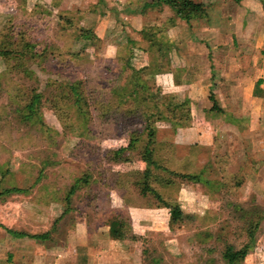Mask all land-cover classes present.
Segmentation results:
<instances>
[{"label": "rangeland", "instance_id": "374dc122", "mask_svg": "<svg viewBox=\"0 0 264 264\" xmlns=\"http://www.w3.org/2000/svg\"><path fill=\"white\" fill-rule=\"evenodd\" d=\"M84 1L0 0V191H8L0 195V255L7 229H52L57 242L76 214L87 215L89 222L96 218L98 224L121 214L125 237L136 240L143 264H228L226 246L240 249L250 217L264 213V180L247 178L259 164L240 168L226 163L230 149L237 154L239 146L224 143L220 150L221 135L213 136L214 144L203 137L202 147L179 143L173 136L178 129L189 141L192 128L217 130L212 124L219 125L223 113L212 110L218 120L208 124L204 107L208 88L222 97L216 83L181 85L176 93L151 84L127 67L129 51L108 56L105 45L113 38H97L106 34L107 22L86 24L90 19L83 18ZM138 9L131 18H157ZM186 39L184 35L187 50ZM147 46L154 54L161 48L155 41ZM155 58L161 68L163 60ZM180 74L190 80L205 77ZM133 79L145 88L135 87ZM209 79L220 77L211 74ZM72 86L85 114L76 111ZM34 93L38 100L30 108ZM147 118L155 127L151 146L156 166L149 165L145 184L169 206L182 209V217L170 224L169 208L157 206L160 200L151 191L140 190ZM131 137H136L133 145ZM73 183L74 193L65 204ZM156 207L162 208L151 209ZM129 208H136L133 219ZM254 234V247L235 264H264V218Z\"/></svg>", "mask_w": 264, "mask_h": 264}, {"label": "crops", "instance_id": "0c3cea01", "mask_svg": "<svg viewBox=\"0 0 264 264\" xmlns=\"http://www.w3.org/2000/svg\"><path fill=\"white\" fill-rule=\"evenodd\" d=\"M195 1L204 3L206 15L193 17L189 22L178 17L175 11L161 0H156L161 5L158 9L155 8V0H124V5L120 0H85L87 5L83 7L85 9L83 18H89L86 24L90 23L92 26L101 24L105 19L106 34L97 35V38L108 39L107 35L110 39L113 38L110 44L105 45L108 56L112 59L120 57L124 50L129 51L127 67L139 71L142 78H150L151 84L163 90L170 92L173 90L176 93V88L181 85L198 88L216 83L222 97L216 96L214 93L216 91H213L212 87L208 88L204 107L207 109L205 120L208 124L210 121L218 120L214 119L216 115L214 110H210L209 94L212 90L220 102L221 113L224 116L219 125L212 124L217 130L204 132L198 129V132L192 128L188 133L189 141L187 138H181L186 137V134L178 129L173 136L175 140L180 138L177 140L179 143L189 142L202 147L203 137H206L205 142L208 139L209 143L214 144V137L221 135L223 138L219 139V145H222L220 150H224V143H228L230 147L231 143H237L239 146L237 154L230 149L226 163H239L240 168L245 164L257 163L259 165L254 167L253 174L247 178L254 177L263 181L264 172L261 170L264 163V3L261 0ZM138 7L143 14L153 12L157 18L146 21L145 18L140 20L136 16L131 18L137 14ZM184 35L187 37L186 44H189L187 50L182 43ZM194 40L201 45L194 43ZM154 41L157 44L159 42L161 46L156 54L147 46ZM155 57L163 60L161 68H157ZM144 67L148 68L143 70ZM187 72L196 75L204 73L205 80L199 78L190 80L180 74ZM211 74H216L220 80L211 81L209 79ZM208 116H211V119ZM225 120H228L227 128L224 127L227 123ZM161 208L151 209L158 212ZM134 209L136 208L128 209L132 219ZM112 216L113 214L110 218ZM75 217V223L67 227L63 239L57 242H54L55 237L50 235L52 229L46 230L49 234L45 240L15 237L8 232L1 240V247H4L5 251L1 248L0 263L143 264L142 251L136 240L126 237L112 238L107 223L98 224L96 218L94 222H89L87 215L85 217L83 214H76Z\"/></svg>", "mask_w": 264, "mask_h": 264}, {"label": "trees", "instance_id": "16d2710c", "mask_svg": "<svg viewBox=\"0 0 264 264\" xmlns=\"http://www.w3.org/2000/svg\"><path fill=\"white\" fill-rule=\"evenodd\" d=\"M162 1L167 3L175 11V13L178 17H180L181 19H183L187 22H189V20L193 17H202V16L206 15L205 5L201 1H195V0H162ZM261 1L264 3V0H261ZM155 4H158L156 2V0H155ZM127 58H128L127 56L124 57L125 64H126ZM144 68H148V67H144ZM133 83H134L135 87L142 86L145 88L144 84L139 82L138 79L137 80L133 79ZM135 87H133V88H135ZM72 88L74 89L76 87L72 86ZM73 89H72V91L75 94L74 102H75V105L77 108L76 111H78V113L85 114L86 112H84V109H83L81 96H80V94H78V92L75 89L74 90ZM163 97H167V95H163ZM209 99L211 100L210 110H214V111L216 110L217 112H222L221 105L219 104V102L215 98L212 90H210ZM35 100H38V95L36 93L33 94L32 98L30 99L27 106L32 108L36 102ZM158 109L160 112H162L161 107H159ZM167 109L168 108L166 107V110ZM165 117H167V116H165ZM145 129L147 130V140L144 144L142 159L145 162L146 167L141 172L142 176H143V186L140 190L143 194H145L147 191H151L160 200V204H158L157 206H165V207L169 208V224H170L176 218L182 217V211H181L178 204L176 206H169L166 201H164L163 199H160V194L158 192H156L154 189L150 188L147 184H145L146 177L148 175L149 165L153 164L156 166V162L152 158L153 149L151 146L153 141H155L154 140L155 139V127L153 126V122L151 120H148V118H147V124H145ZM135 141H136V137H131L129 139V145H133V143ZM187 176H189L190 179H193V180L196 178L195 175H187ZM75 181L77 182L78 179H76ZM75 184L76 183H73L69 187L67 194L65 196V204H68L70 202V197L74 193V190H75ZM8 190H10V189H8ZM12 190H17V189H12ZM5 192H8V191L7 190L0 191V195L5 193ZM64 211L65 210H63V212ZM121 217L122 216L120 214L119 217L118 216L113 217L112 219H109L107 222L108 232L112 238L122 239V238H125V236H126V233H125L126 227H124L123 222L121 221V219H122ZM250 218L251 219L249 220L248 227L245 230L246 235H247V240L243 244V246L240 249H235L231 245L226 246V249L224 251V257L227 260L228 264H235V263L239 262L240 260H242L245 257V255L249 252V250L252 247H254V245H255V241H256V237L254 234L255 229L258 225V222L262 218H264V213L255 212L254 215ZM7 231L15 237H32V238H35L37 240H45L49 234L47 231H44L41 233H34V234L27 233L25 231H16V230H11V229H7Z\"/></svg>", "mask_w": 264, "mask_h": 264}]
</instances>
